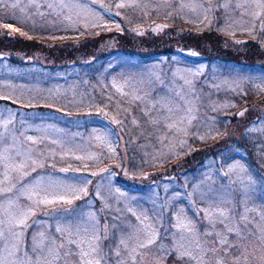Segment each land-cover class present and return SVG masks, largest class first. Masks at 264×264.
<instances>
[{
  "label": "rangeland",
  "instance_id": "rangeland-1",
  "mask_svg": "<svg viewBox=\"0 0 264 264\" xmlns=\"http://www.w3.org/2000/svg\"><path fill=\"white\" fill-rule=\"evenodd\" d=\"M259 2L2 0L0 95L26 108L0 104V154L9 157L0 190L11 189L0 191V260L35 264L47 252L33 249V237L44 233L49 245L64 243L56 264H80L64 255L56 229L94 224L102 264H133L130 250L151 232L156 242L138 250L136 264H264ZM100 112L110 120L91 116ZM37 185L38 196L29 191ZM72 185L87 193L76 198ZM60 195L72 204L36 203ZM29 209L27 226L10 224ZM189 222L191 232L177 227ZM220 236L237 246L225 253ZM177 240L195 259L172 250Z\"/></svg>",
  "mask_w": 264,
  "mask_h": 264
},
{
  "label": "snow or ice",
  "instance_id": "snow-or-ice-1",
  "mask_svg": "<svg viewBox=\"0 0 264 264\" xmlns=\"http://www.w3.org/2000/svg\"><path fill=\"white\" fill-rule=\"evenodd\" d=\"M2 2V0H0ZM258 7L264 8V0H260V2L257 5ZM15 7V5H13ZM49 7H52V5H49ZM257 16L260 15V13H256ZM264 27V25H262ZM5 29L11 28V25L5 24ZM12 32H20L19 28H12ZM21 35H24V33H21ZM31 38V37H29ZM239 43V41H238ZM192 55H196V53H192ZM239 115L243 116L244 113L241 112ZM7 124H4V127H6ZM31 140V137H29ZM9 157L0 154V160L7 161ZM78 159H82L81 157H78ZM35 163V162H34ZM41 167L43 165H40ZM6 167H9V165H6ZM15 167L17 170H22L24 168V165H18V166H12ZM237 167L242 168V165H233L231 170H235ZM35 169H33L34 171ZM61 171H67V169H61ZM102 172H108V169H102ZM98 173H92V175H97ZM23 175H28V173H24ZM227 175V173H225ZM39 187V185L30 188L29 191L32 192L34 195H39V193L36 191V189ZM250 187V186H249ZM0 191H11V189H3ZM68 191H70L73 195L76 196V198H79V193H87V189L83 187H76L74 185L68 186ZM29 199H32V195H29ZM57 200L65 203V204H72V199L68 198L65 195L57 196L53 199H48L47 196H44L36 201V203L39 204H53ZM218 213L222 217H226L228 215L227 209H217ZM34 214L33 209H29L26 212H23L19 214L18 216H13L10 224L16 227H24L26 225V220L29 215ZM211 215V214H209ZM246 219V217H243ZM177 220L179 221V217H177ZM3 224V221H0V225ZM177 227L180 228H186L187 231L191 232L193 230V226L191 222L188 223L187 226L184 224H177ZM56 231L61 234V236L65 237V242L69 245V248L64 252L65 256H72L76 255L79 258L80 264H102V260L104 259L102 255V250L100 248V240H101V234L100 231L97 230L96 226L93 224L90 227L85 226L83 224L76 225L75 227L69 226L67 228L65 227H57ZM228 231L230 233H235L237 239L242 238V233L240 229L238 228H229ZM16 242L12 244L11 250L9 251V255H15L19 252V244L21 242V238L23 237V232H15L13 233ZM205 235H210V233H205ZM219 235V234H218ZM158 234L155 232H151L147 234V238L143 241H137L136 247L132 248L130 250V259L132 260L133 264H136V257L139 254V249L148 248L151 245H153L156 242ZM104 239H107V229H104ZM5 239V232L2 227H0V240ZM128 239H131V237H128ZM219 243L221 245L228 244V248H225V253H227L229 248L236 247L237 245L235 243H229L227 239L223 236L219 237ZM85 245H87V249H85ZM120 245L124 248L128 247L127 240L122 238L120 240ZM72 246H75L76 251H72ZM199 247V245H197ZM184 245L180 242V240H177L175 245L173 246V251L179 252L180 258L183 257H189L191 259H195V257L191 256L190 252L187 251H180ZM64 248V243L57 244L54 240L49 243L47 242V238L44 236V233H38L36 237H33V249L34 250H40L41 252H47V255L43 257H38L35 261V264H56V262L60 259V251ZM27 255V253H25ZM116 255H119V251L116 252ZM51 257V258H50ZM0 264H5L4 260H0ZM15 264V262H13ZM28 264H32V261L29 260ZM121 264H124L122 261ZM199 264V262H198ZM218 264H223L222 261H218Z\"/></svg>",
  "mask_w": 264,
  "mask_h": 264
},
{
  "label": "trees",
  "instance_id": "trees-1",
  "mask_svg": "<svg viewBox=\"0 0 264 264\" xmlns=\"http://www.w3.org/2000/svg\"><path fill=\"white\" fill-rule=\"evenodd\" d=\"M151 23H152V22H151ZM2 29H4V28H2ZM4 30H7V29H4ZM11 31H12V30H11ZM14 33L17 34V35H19L20 38H22L23 40H26V41L34 42V43H36V44H38V45H46V44H47L46 42H40V41H36V40H30V39L27 38V37H23V35H21L20 33H17V32H14ZM15 101L18 102L17 100H12L11 98L2 97V96L0 95V104L9 105V106H11V107H13V108H15V109H18L19 106L22 107V108H26L25 106H22L21 104H19L20 102L16 103ZM38 109H39V108H38ZM110 109H111V112H114V108H113L112 106L110 107ZM102 110H108V111H110L109 109H106L105 107H104ZM126 112H128V111H126ZM103 114H104V113H103ZM103 114H102V112H100V113H98V114H92L91 116H94V117L99 118V119L101 120L102 123L108 122L110 119L107 118L105 114H104V115H103ZM129 115H130V114H128V116H129ZM128 116H127V117H128ZM185 158H188V156L185 157Z\"/></svg>",
  "mask_w": 264,
  "mask_h": 264
},
{
  "label": "water",
  "instance_id": "water-1",
  "mask_svg": "<svg viewBox=\"0 0 264 264\" xmlns=\"http://www.w3.org/2000/svg\"><path fill=\"white\" fill-rule=\"evenodd\" d=\"M138 184H139L140 186H142V183H139V182H138Z\"/></svg>",
  "mask_w": 264,
  "mask_h": 264
}]
</instances>
